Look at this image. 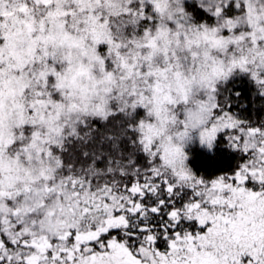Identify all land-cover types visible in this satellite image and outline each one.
Listing matches in <instances>:
<instances>
[{
    "label": "snow or ice",
    "instance_id": "6c2138e0",
    "mask_svg": "<svg viewBox=\"0 0 264 264\" xmlns=\"http://www.w3.org/2000/svg\"><path fill=\"white\" fill-rule=\"evenodd\" d=\"M0 264H264V0H0Z\"/></svg>",
    "mask_w": 264,
    "mask_h": 264
}]
</instances>
